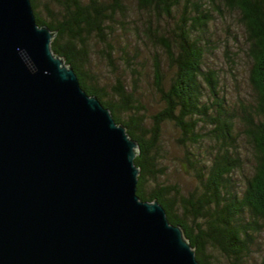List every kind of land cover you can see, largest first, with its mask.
I'll use <instances>...</instances> for the list:
<instances>
[{
  "label": "water",
  "instance_id": "95a60500",
  "mask_svg": "<svg viewBox=\"0 0 264 264\" xmlns=\"http://www.w3.org/2000/svg\"><path fill=\"white\" fill-rule=\"evenodd\" d=\"M55 35L31 0H0V264H201Z\"/></svg>",
  "mask_w": 264,
  "mask_h": 264
},
{
  "label": "trees",
  "instance_id": "16d2710c",
  "mask_svg": "<svg viewBox=\"0 0 264 264\" xmlns=\"http://www.w3.org/2000/svg\"><path fill=\"white\" fill-rule=\"evenodd\" d=\"M31 1L39 24L56 32L54 52L74 67L83 88L110 108L116 121L138 141L139 196L163 204L170 221L183 227L201 264H246L264 231V0H225L227 7L241 12L246 52L253 60L251 83L257 94L256 102L246 106L250 111L245 107L244 119L257 160L244 187L236 186L232 178L242 168L233 134L234 114L226 111L218 72L203 68L211 45L206 43L212 14L204 9L202 0H135L139 18L131 14L124 0ZM182 3L184 9L176 16L174 8ZM132 34L162 48L169 66L175 69L167 83L163 61L158 54L154 56V85L164 107L152 115L151 125L139 101L137 84L130 87L117 76L109 91L92 69L94 45L103 44L98 52L112 68H116V52L121 51L135 71L136 58H129L135 57L130 56ZM166 121L179 126L187 140L185 163L194 169L200 191L187 195L179 185L159 181L165 173L160 161ZM201 123L214 124L217 129L213 133L220 142L207 154L199 148ZM190 145L195 149L190 150Z\"/></svg>",
  "mask_w": 264,
  "mask_h": 264
},
{
  "label": "rangeland",
  "instance_id": "374dc122",
  "mask_svg": "<svg viewBox=\"0 0 264 264\" xmlns=\"http://www.w3.org/2000/svg\"><path fill=\"white\" fill-rule=\"evenodd\" d=\"M128 9L136 18L138 9L135 0H124ZM201 1V0H199ZM206 11L212 14L206 44H211L206 49L204 70H216L220 79V95L226 98V111L234 114L233 134L237 141V152L242 168L233 174L236 186L244 187L247 177L252 176L256 167V151L250 137L247 124L245 122V107L256 102V92L251 83V71L253 60L247 55L246 33L241 21V12L237 9H230L225 4V0H202ZM184 9L183 3L174 8V13L179 16ZM196 15V14H195ZM197 16V15H196ZM137 19H133L135 22ZM132 42L130 48V59H135L136 70L132 71L129 60L123 56L121 51L115 54L116 68H112L108 60L103 59L98 51L104 47L103 44L94 45L97 49L92 56V69L98 74L100 85L107 86L108 90L116 82L117 76H122L130 87L137 84L138 98L144 108L147 117V124L151 125L152 115L159 112L164 107V102L157 94L154 85L153 59L158 54L163 61V68L167 83L173 76L175 69L169 66L168 59L162 48L154 44L145 43L139 40L134 34L130 35ZM120 38V37H118ZM122 43V39L119 40ZM116 47L123 44H114ZM126 45V44H124ZM135 47H138L137 53ZM247 108V107H246ZM251 108V107H250ZM247 111L250 109L247 108ZM212 115L216 116L215 109ZM162 154L160 166L165 173L159 178L162 183H173L180 186L183 193L190 195L191 192L199 190V181L195 176L194 169L187 167L185 163V142L179 126L171 121H166L162 125ZM201 134L202 144L200 151L207 154L208 151L215 150L220 142L213 133L217 127L214 124L201 123L198 127ZM184 140V144L182 142ZM190 150L195 146L190 145ZM208 150V151H207ZM206 159L209 156H205ZM254 248L246 259V264H261L264 261V231L258 235ZM260 246V248H258Z\"/></svg>",
  "mask_w": 264,
  "mask_h": 264
}]
</instances>
